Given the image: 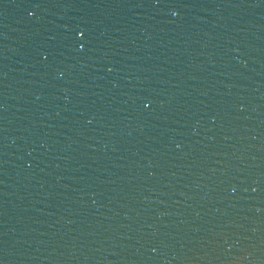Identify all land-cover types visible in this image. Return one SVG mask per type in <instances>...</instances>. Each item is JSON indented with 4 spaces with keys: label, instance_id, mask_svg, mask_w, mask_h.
<instances>
[{
    "label": "water",
    "instance_id": "water-1",
    "mask_svg": "<svg viewBox=\"0 0 264 264\" xmlns=\"http://www.w3.org/2000/svg\"><path fill=\"white\" fill-rule=\"evenodd\" d=\"M0 264H264V0H0Z\"/></svg>",
    "mask_w": 264,
    "mask_h": 264
},
{
    "label": "snow or ice",
    "instance_id": "snow-or-ice-1",
    "mask_svg": "<svg viewBox=\"0 0 264 264\" xmlns=\"http://www.w3.org/2000/svg\"><path fill=\"white\" fill-rule=\"evenodd\" d=\"M157 2H159V0H157ZM173 15H175V12H173ZM145 107H147V105H145Z\"/></svg>",
    "mask_w": 264,
    "mask_h": 264
}]
</instances>
